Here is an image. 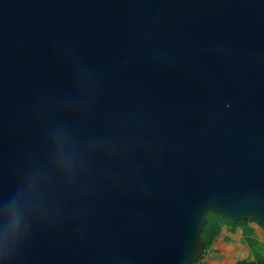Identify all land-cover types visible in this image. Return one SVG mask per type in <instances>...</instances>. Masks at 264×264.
<instances>
[{
  "label": "water",
  "instance_id": "1",
  "mask_svg": "<svg viewBox=\"0 0 264 264\" xmlns=\"http://www.w3.org/2000/svg\"><path fill=\"white\" fill-rule=\"evenodd\" d=\"M208 213L264 229V0H0V264H192Z\"/></svg>",
  "mask_w": 264,
  "mask_h": 264
},
{
  "label": "crops",
  "instance_id": "2",
  "mask_svg": "<svg viewBox=\"0 0 264 264\" xmlns=\"http://www.w3.org/2000/svg\"><path fill=\"white\" fill-rule=\"evenodd\" d=\"M255 239L264 247V229L256 223H250ZM240 259H255L245 233L242 229L230 231L225 228L221 237L206 252L198 264H237Z\"/></svg>",
  "mask_w": 264,
  "mask_h": 264
},
{
  "label": "trees",
  "instance_id": "3",
  "mask_svg": "<svg viewBox=\"0 0 264 264\" xmlns=\"http://www.w3.org/2000/svg\"><path fill=\"white\" fill-rule=\"evenodd\" d=\"M250 223H255L253 220L233 221L213 213L207 214L206 223L202 230V237L206 244L205 253L208 252L213 244L221 237L225 228L230 231L242 229L245 233L247 241L253 250L255 259L249 261L247 259H240L237 264H264V247L254 237V231L249 228ZM202 258L192 264H198Z\"/></svg>",
  "mask_w": 264,
  "mask_h": 264
}]
</instances>
